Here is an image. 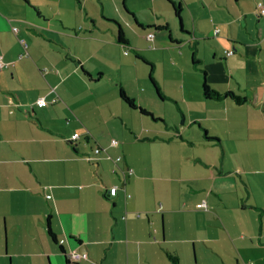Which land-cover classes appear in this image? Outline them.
<instances>
[{
	"label": "crops",
	"instance_id": "crops-1",
	"mask_svg": "<svg viewBox=\"0 0 264 264\" xmlns=\"http://www.w3.org/2000/svg\"><path fill=\"white\" fill-rule=\"evenodd\" d=\"M140 1L0 0V264H264V0H173L180 21ZM134 49L182 113L172 134L119 98L151 97ZM204 80L245 103L205 98Z\"/></svg>",
	"mask_w": 264,
	"mask_h": 264
},
{
	"label": "trees",
	"instance_id": "trees-1",
	"mask_svg": "<svg viewBox=\"0 0 264 264\" xmlns=\"http://www.w3.org/2000/svg\"><path fill=\"white\" fill-rule=\"evenodd\" d=\"M167 1L172 5L173 10H174V13H175V16L177 17V20L180 21V19H181V5H180V3H175L173 0H167ZM125 10H126V11L128 12V14L132 17V19L134 20V22H135V24H136V26H137L138 28H140V29H142V30H148V29L151 28V25H142V24H140V23L137 21V19L135 18L134 13L128 11L126 8H125ZM259 15H261L262 17H264V14H261V13H260ZM13 28H14V27H12V30H13ZM153 28H154V26H153ZM13 31H17V27H16V30H13ZM218 31H219V29H215L214 33L216 34ZM150 34H152V33H150ZM148 35H149V34H148ZM148 35H147V38H148V39H150V38L153 37V34H152V36H151L150 38L148 37ZM116 39H117V41L119 42V45H121V47H124V48L127 47V48H128L129 42L127 41V36H126L125 32L123 31L122 27H120V26H119V28H118V32H117V35H116ZM176 43H177V42H176ZM123 51H124L125 53H127V52H128V49H125V50H123ZM133 52H134L135 57H136V58H137L142 64L146 65L147 68H149V72H148V78H149V81H150L151 85H153V87H154L155 91L157 92L158 96H159L161 99H162V98L164 99V98H165V95L162 94L161 89H160V87L158 86V83H157V81L155 80V78H154V76H153V71H154V65H153V62H152L151 60H149L148 58H146L144 55H141L137 50L134 49ZM233 54H234V50H233V49H227V50L224 51V55H225V56H231V55H233ZM0 57H1V56H0ZM192 58H193V60H192V65H194V64L197 65L198 62H197V60H196V57H195V54H194V53L192 54ZM1 60H2V57H1ZM2 62H3V61H2ZM2 66H3V65H2ZM117 86H118V95H119V98H120V99H121V100H122V101H123L128 107H130V108H132V109H135V110L137 109L141 114H144V115H150V116H152V118H153L154 120H160V121H162V119H160V118H154L153 115H152L149 111H147L145 108H142L140 105H138V104L135 102V100H134L133 98H131V97H129V96L127 95V93L125 92V90L123 89V87H122L120 84H118ZM52 91H54V90L52 89ZM202 92H203V95L205 96V98H208V99H215V100H218V99H221V98H224V97H229L230 99H232V100H233L236 104H238V105L244 104L245 101H246V97H244V96H240V95H238V94H235V93H233L232 91H226V92L221 93V92H218V91H216V90L211 89V88L208 86V84L206 83L205 80H204L203 83H202ZM39 99H43V100H44V104H40V103L38 102ZM59 100H60V97H59V95H57V94H54L50 99H46L45 96H41V97H37V98L34 100V102L32 103V105H35V106H37V107H39V108H43V107H46V106H48V105L56 104ZM32 105H31V106H32ZM181 117H182V113H181ZM162 122H163V121H162ZM166 128H168V127L166 126ZM171 128H173L174 131H177V128H176V127H171ZM74 135H75V136H74ZM163 136H165V135H162V134H156V135L153 136V137H147V138H144V140H156V139H160V140H162V139H164ZM177 136H179L178 133H177ZM204 136H205V138H206L207 141H216V140H218V139H216V138L209 137L208 135H204ZM79 138H80V135H79L78 133H73V134L71 135V137H70L71 141H77ZM112 140H115V141L117 142V144H118V141H117L115 138H112V139L110 140V145H111V146H116V145H117V144H116V145H112ZM206 140H205V141H206ZM101 150H102L101 147L97 146V147H95V149H94V153H95V154H99ZM119 160H120V157H119ZM129 170H130V169H129ZM130 171H131V170H130ZM113 186L116 187V192H115L114 195H110L109 190H110V188L113 187ZM113 186H111V187L108 189V196H115V195H116V193H117V186H116V185H113ZM138 216H139V213L136 214V217H138ZM48 233H49V235H50L51 237L54 236L49 228H48ZM70 251H72V250H70ZM70 251H68V252H70ZM68 252H65V253H64V254H65V257H66V259H67V262H69V264H70V263H71V264H75L77 261H75V262H71V261L68 260V258H67V254H68ZM83 253H84V252H83ZM86 255H87V253H86ZM168 257H169L173 262H177V257H176V256H173L172 254H168ZM85 259H87V258H85ZM79 260H81V259H79ZM79 260H78V261H79Z\"/></svg>",
	"mask_w": 264,
	"mask_h": 264
},
{
	"label": "rangeland",
	"instance_id": "rangeland-1",
	"mask_svg": "<svg viewBox=\"0 0 264 264\" xmlns=\"http://www.w3.org/2000/svg\"><path fill=\"white\" fill-rule=\"evenodd\" d=\"M162 3L165 4L164 0H161ZM136 3L138 2H141L140 0H135ZM151 3V1H150ZM167 7H170L169 5L165 4ZM147 11H151V8L148 7V10ZM125 49H128L127 47L124 48V47H121L120 48V57L121 55H123ZM129 52V51H128ZM115 55H117L118 53H114ZM130 55H132V53H130ZM161 60H163L164 62L166 61L165 59L161 58ZM169 61V59H168ZM167 62V61H166ZM191 63V60L189 61ZM159 67L157 68V75L159 76H162V78L164 79V83L167 85V89H166V92H169L171 94H176V91L175 89L170 86V85H173L174 83L172 82L173 80L171 79V77H169V75L166 73V71H164L163 69V66L161 63L158 62ZM149 70V68H147ZM126 70H129L128 67L126 68ZM198 71V74L201 76V73L199 70ZM155 73H153V76L155 77L154 75ZM163 74V75H162ZM185 81H189L191 80L190 79V75L188 73V70L185 71ZM128 75V74H127ZM144 75V74H142ZM178 79L179 81H183V77L180 75H178ZM202 80H203V77L204 75L202 74ZM144 78V82L146 83L149 91H150V94H151V97L150 99H148L147 97H143L142 96V100H143V105H140L142 108H145L147 111H149L154 118H160L162 119V121L160 120H154L152 118V116L150 115H144L142 114L144 120L146 121V123L148 125H151L153 126V129L154 127L159 130V132H163L165 135H168V134H172V129L171 127H174L176 125H173L175 123H177V125H180L178 123H180V120H181V112L178 110V106H177V103L173 100V99H170L169 97H165L164 99L160 98L157 94V92L155 91L153 85H151L150 81H149V78H148V74H147V77H145V75L143 76ZM124 79V77H123ZM199 79V78H198ZM135 81L136 80H132L130 79L129 76H126L125 77V84L126 86H128L129 89H132V90H135ZM159 86V85H158ZM160 87V86H159ZM161 89V87H160ZM163 90L161 89V92ZM163 94V93H162ZM135 102L139 105V102L137 101V99L135 100ZM166 126L168 128H166ZM256 182L258 183V180H256ZM258 187L259 189L261 190L263 187L260 186V184L258 183ZM258 189V191H259ZM258 193V192H257ZM258 196V194H256ZM262 197L264 198V194L262 195Z\"/></svg>",
	"mask_w": 264,
	"mask_h": 264
},
{
	"label": "built area",
	"instance_id": "built-area-1",
	"mask_svg": "<svg viewBox=\"0 0 264 264\" xmlns=\"http://www.w3.org/2000/svg\"><path fill=\"white\" fill-rule=\"evenodd\" d=\"M257 13L258 14H260V13L264 14V5H260L259 6V8L257 9ZM13 30H16V27H14ZM151 36H152V34L148 35L149 38ZM2 65H3V62H2L1 57H0V67ZM38 102L40 104H44V100L43 99H39ZM116 144H117V142L115 140H112V145H116ZM116 160H119V157H117ZM115 192H116V187L115 186L111 187L110 190H109L110 195H114ZM196 206H197V208H203V207H205V202L203 201L202 203H198ZM67 258H68L69 261L75 262V261H78L79 259L87 258V255H86V253H79V252H77L75 250H72V251L68 252Z\"/></svg>",
	"mask_w": 264,
	"mask_h": 264
}]
</instances>
